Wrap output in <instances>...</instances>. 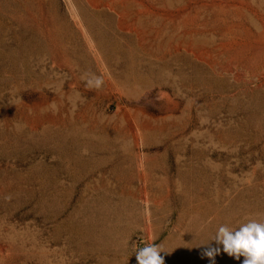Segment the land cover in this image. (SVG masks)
Returning a JSON list of instances; mask_svg holds the SVG:
<instances>
[{"label": "rangeland", "instance_id": "obj_1", "mask_svg": "<svg viewBox=\"0 0 264 264\" xmlns=\"http://www.w3.org/2000/svg\"><path fill=\"white\" fill-rule=\"evenodd\" d=\"M248 219L264 0H0V264H243L212 237Z\"/></svg>", "mask_w": 264, "mask_h": 264}, {"label": "clouds", "instance_id": "obj_2", "mask_svg": "<svg viewBox=\"0 0 264 264\" xmlns=\"http://www.w3.org/2000/svg\"><path fill=\"white\" fill-rule=\"evenodd\" d=\"M82 78L85 79L86 86L90 90H99L104 83L103 77L95 73H85ZM212 240L222 244L223 251L229 256L237 260L243 256L245 258L243 264H264V221L248 219L236 228L221 224ZM161 251L165 250L154 243L137 249L135 253L138 264H164V259L160 255ZM219 251V248H209L204 255L214 258Z\"/></svg>", "mask_w": 264, "mask_h": 264}]
</instances>
